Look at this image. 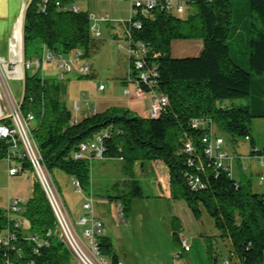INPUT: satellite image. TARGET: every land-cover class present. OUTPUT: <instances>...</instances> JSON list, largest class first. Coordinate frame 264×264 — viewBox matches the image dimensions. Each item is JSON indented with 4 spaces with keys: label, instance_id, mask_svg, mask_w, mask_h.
Masks as SVG:
<instances>
[{
    "label": "trees",
    "instance_id": "obj_1",
    "mask_svg": "<svg viewBox=\"0 0 264 264\" xmlns=\"http://www.w3.org/2000/svg\"><path fill=\"white\" fill-rule=\"evenodd\" d=\"M56 1L52 0L45 12L41 10V0L28 3L24 18L27 60L40 56L44 48L56 53L81 48L85 58L98 49L86 10L80 14L65 12ZM187 2L195 5L197 12L186 18L155 8L141 10L134 17L141 27L131 26L129 21L124 25L133 50L141 49L139 42L144 44L145 50H140L144 69H156L157 88L169 98L159 116L133 115L130 109L114 106L75 122L61 86L56 81L49 82L40 69L26 72L21 108L23 113L32 112L35 116L33 133L50 172L60 169L88 189L91 161L77 159L75 153L81 142L107 131L106 158L122 157L130 166L162 160L169 169L172 198L184 200L196 218L205 208L214 220L218 236L231 242V257H237L240 264H264V193L254 191L246 175L236 180L228 170L217 167L205 153L202 141L216 125L234 138L248 139L251 152L257 147L251 123L253 118H264V0H249L253 20L249 26V54L244 62L249 67L232 56L231 0ZM185 39L203 41L198 56L172 55V43ZM90 75L94 73L86 76ZM250 96V105H223L227 100ZM194 119H198L197 126L193 125ZM187 141L194 145L191 152L186 150ZM6 148L7 142L0 140V158ZM21 168L32 170L27 160H23ZM190 176H198L205 187L192 188ZM121 200L125 214V196ZM19 215L26 219V226L16 228L14 250L0 246V264H77L57 234L47 236L49 230L56 229V217L36 176L32 195ZM17 220L18 216L9 218L1 211L0 234ZM211 240L209 236L206 241L213 257ZM98 244L110 264H120L109 237L101 236Z\"/></svg>",
    "mask_w": 264,
    "mask_h": 264
},
{
    "label": "rangeland",
    "instance_id": "obj_2",
    "mask_svg": "<svg viewBox=\"0 0 264 264\" xmlns=\"http://www.w3.org/2000/svg\"><path fill=\"white\" fill-rule=\"evenodd\" d=\"M232 2V23L230 45L232 56L237 59L239 64L249 67L244 63L249 54V26L253 20L250 10L249 0H231ZM79 5L83 10L95 12L98 16L107 17L109 20L99 23L101 36L97 38L98 49L90 57L85 58L82 63L92 65L91 73L94 76H81L74 71L67 75L65 80H60V70L55 60L47 61L40 72L49 82L56 81L63 90V99L68 108L73 112L74 118H80L75 115L74 104L84 99L90 104H95L97 108L113 104L114 106L126 104L130 105L131 100L125 94L123 83L129 71V57L127 54L128 41L125 39L124 25L131 18L132 6L129 0H81ZM197 12L195 5L186 4V10L180 13V16L187 17ZM119 34L115 38V34ZM200 39L176 40L173 44L175 56H181L178 52L180 43L190 41H199ZM44 54V50L41 55ZM40 55V56H41ZM34 57V56H33ZM64 58H68L63 55ZM36 69V68H33ZM37 71V70H36ZM107 85V90L100 92L98 86L100 82ZM127 85V84H126ZM13 92L16 101L21 102L24 95L23 80L8 83ZM132 87V86H131ZM85 93V97L84 94ZM252 97L227 100L224 106H246L252 104ZM140 103L139 106L147 116L151 115L150 95L145 94L143 98L133 100ZM109 103V104H108ZM113 107V106H112ZM110 107V108H112ZM148 110V111H147ZM133 115L138 114L136 111ZM140 115V114H139ZM33 125L34 123L31 122ZM214 130L224 138L223 149L232 156H244L250 154L251 142L241 137H232L226 132L218 130L216 125ZM252 134L259 148H264V118L258 117L252 119ZM122 158L96 159L91 162V182L98 183L101 190L109 189V194H116L117 187H126L127 179L121 173ZM232 161V176L238 180L243 175L249 177L252 181L254 191L263 193V187L260 185L258 168L251 164V160ZM247 166L244 172L240 165ZM8 163L0 158V212H6L9 200L20 199L23 204L32 195L33 182L35 174L33 170L27 169L24 173L8 177L6 169ZM244 173V174H243ZM51 174V179L57 185L59 192L66 204L69 216L75 225L79 234L82 235L84 226L79 225V219L82 216H90V213L83 208L87 202L88 189L78 192L76 190V179L60 169H55ZM162 175V171H160ZM130 177V176H129ZM129 180L130 192L125 196V205L128 210L125 211V222L120 223L117 217L115 203L94 202L95 215L100 214L105 223V229L110 238L113 239L115 249L123 264H240L237 257H231L232 244L228 239L218 236V230L214 220L208 211L202 207V215L196 218L192 213L191 218L185 215L176 214L172 196L171 198L158 195L154 185L155 175L150 173H135ZM98 182V183H97ZM119 183V184H117ZM125 185V186H124ZM97 193V191H95ZM106 191H103L105 194ZM91 194L88 195L90 197ZM93 196V195H92ZM94 197V196H93ZM120 198V199H121ZM179 200V199H177ZM176 207H178L176 205ZM20 222L24 224L25 218L18 214ZM186 228V230L184 229ZM201 228V229H200ZM204 233L200 236L198 230ZM183 236L187 244L192 247V251L184 250L182 257H177V252H182V245L177 238ZM211 236L212 256L208 253L207 237ZM217 236V237H215ZM210 244V243H209ZM110 264V261H108Z\"/></svg>",
    "mask_w": 264,
    "mask_h": 264
},
{
    "label": "built area",
    "instance_id": "obj_3",
    "mask_svg": "<svg viewBox=\"0 0 264 264\" xmlns=\"http://www.w3.org/2000/svg\"><path fill=\"white\" fill-rule=\"evenodd\" d=\"M52 0H41V10L46 11ZM132 6L131 18L129 20L131 26L141 27V22L135 20L134 17L139 15L141 10H152L155 8L166 9L168 11L180 14L186 10L187 0H129ZM210 1V0H209ZM57 7L65 12L74 14H80L84 12L77 1L63 2L61 0L56 1ZM87 18L91 24V32L95 38L101 36L99 29V23L109 20L107 17L98 16L95 12L86 10ZM130 34L125 32V39L128 41L127 54L129 57V71L126 75V82L128 85L124 88L125 94H131L141 96L144 93H149L151 96L150 103V117H157L161 111L169 104V98L166 94L162 93L157 88L155 77L157 71L155 68L148 70L144 69V61L141 58L140 50H145V46L142 43H138L141 48L133 50ZM66 55L68 58H64ZM55 60L60 70V80H65L67 75L76 71L81 76H86L91 73L92 65L89 63H82L76 67V64H80L85 57L81 48L74 49L68 53L64 52H52L46 49L43 55L37 56L33 59L26 60L24 65L26 70H32L33 68L42 69L43 65L47 61ZM133 86V89L132 87ZM105 89V84L101 82L98 86V90ZM4 93L11 106L10 120H4L0 122V140L7 142V148L5 150L4 159L9 164V175L14 176L20 173H24L26 170H22L21 164L23 160H27L35 176L38 178L41 186L50 202L52 210L56 217V229L49 230L47 236L57 234L67 247L72 251L77 264H108V259L103 255L99 249L98 240L101 236L105 235V227L102 220L98 219L94 212L95 198L90 196L88 201L84 203L83 208L90 213V216H82L79 220V225L84 226L82 235L78 233L75 225L73 224L66 204L57 188L55 182L51 179V172L48 170L44 163L41 151L34 136V128L36 127V119L32 112L27 114L23 113L21 103L17 102L13 97L11 91L5 86ZM85 97V93L83 94ZM75 115H79L80 118H74L75 122L82 117H87L98 112L95 104H90L88 100L81 102L76 101L74 104ZM31 122L34 124L32 125ZM198 119L193 120V125L197 126ZM107 136V131L100 132L93 137L91 141H83L79 145V149L75 153V158H89L103 159L105 157V145L104 138ZM205 144V153L214 160V164L217 167H223L232 174V161L236 160V156L230 155L223 149L225 140L215 130L214 126L209 133L202 138ZM188 152L193 151L194 145L191 141H187L185 144ZM261 151V152H258ZM122 158V157H121ZM243 160H251L252 158L257 160L260 168L259 181L263 187L264 193V149L258 146L254 149V152H250L249 155L243 156ZM123 159V158H122ZM247 170V166H242V171ZM189 184L192 188H203L205 184L201 182L198 176H190ZM76 190L82 192L83 188L78 181H76ZM23 200L14 199L10 200L6 215L9 218L18 215L22 210ZM117 211V217L120 223L125 222V214L121 204L115 203ZM21 226L20 220L13 222V227L6 228L0 234V246L10 249H15L17 240V227ZM32 240H36L35 237H31ZM47 244V242H44ZM184 250H189L190 246L187 244L185 238L181 239ZM178 256L180 254L178 253ZM226 264H230L229 260H225ZM121 264V263H120Z\"/></svg>",
    "mask_w": 264,
    "mask_h": 264
},
{
    "label": "crops",
    "instance_id": "obj_4",
    "mask_svg": "<svg viewBox=\"0 0 264 264\" xmlns=\"http://www.w3.org/2000/svg\"><path fill=\"white\" fill-rule=\"evenodd\" d=\"M29 2H30V0H0V120H5V121L10 120L11 106L8 102L6 94L4 93L5 86H7L9 88L8 83L10 81L17 82V81L23 80V82H24L26 72H27V70L25 69V65H24L25 61L27 60L26 56H25L26 52H25V45H24V18H25V11H26V8H27ZM118 35H119L118 33L115 34V38ZM124 35H125V32H124ZM174 42L172 43V55L174 57L198 56L201 53L203 46H204L202 40H199L198 42L197 41L196 42L190 41L188 43H180V46L178 47L179 48L178 52L181 54V56H175L173 54ZM43 50H44V52H46V48H44ZM35 57H37V56L32 57V59ZM36 70L37 69H32L29 71L35 72ZM43 77H45V76H43ZM123 83H125V86H126V84H127L126 77L124 78ZM132 89H133V86H132ZM9 90L11 91V93L13 95L11 88H9ZM106 90H107V85H105V89L100 91V92H104ZM145 94H149V93H144L143 95L138 96V95H136V93L132 92L131 94H128V98L131 100L129 106H126V104L125 105L122 104V105H117L116 107H124V108L130 109L131 112L136 111L138 113V115L139 114L142 115L141 113H145V112H144V110H142V108H140V106H139L140 103H136L133 100L141 99V98H143V96ZM150 103H151V96H150ZM112 106L114 107L113 104H109L108 106L107 105L103 106V104H101L100 107L97 108V110L98 111H104V110H107L108 108H110ZM148 107H150V104L148 105ZM146 114H147V116H149L148 113H146ZM143 116H146V115L143 114ZM262 149H264V148H262ZM244 156H247V155H244ZM236 157H237L236 160L240 161L243 156L242 157L236 156ZM103 159H111V158H103ZM92 160H96V158L92 159ZM121 161H122L121 173H123L124 174L123 177H125V179H127V182L125 183L126 187H123V186L117 187L116 186L117 193L111 195L108 192L109 189L101 190L102 188L100 189V187H99L100 183L97 182L98 185L96 186L95 182L93 181V183L91 182V184H90V188H91L90 192L87 193V197H86L87 200L89 199L88 195L91 194V196L93 195L95 198V201L97 200L98 203H100V201L101 202H103V201L109 202L110 201L113 203L121 204L122 200L119 197H121V195H126L130 192V190L127 189V188H129L128 187L129 186V180L128 179H131L133 177V175H135V173H139V172H142V173H147V172L150 173L151 172L152 174H154L156 180L152 184L154 185V188H155L156 192L158 193V195H163V196H167V197L171 198L169 169L162 160L136 162L132 166L126 164L124 162V159ZM251 164H254L255 167H257L259 169L258 170V173H259L260 168H259L257 160L255 158L251 159ZM242 166H243V164L240 165L241 170H242ZM160 171H162V173H163L162 175L160 174ZM6 173L8 174V177H12L9 175V164H8L7 169H6ZM117 184H119V183H117ZM83 190H85V189H83ZM95 191H97V193ZM103 191H106L105 194L103 193ZM174 201L175 202H173V204H174V208L176 210V214L179 216L185 215L186 217L191 218V216H192L191 212L192 211H191L190 207L188 206V204L184 200H174ZM9 202H10V200H9ZM9 202H8V204H9ZM176 205L178 207H176ZM7 208H8V206L5 208V210H7ZM3 214H6V212H3ZM17 216L18 215H14V217H17ZM96 217L98 219L102 220V222L104 223L102 215L97 214ZM24 220L26 221V219H24ZM22 224H24V223L21 221V225ZM104 226H105V223H104ZM184 229L186 230V228H184ZM200 229L198 230V233L201 236L204 232ZM175 235H177V238L180 241V243H181V239L185 238L183 236L180 238L179 233L178 234L176 233ZM105 236L109 237V235L106 232V229H105ZM110 240L112 242L113 249L117 253L113 239L110 238ZM181 245H182V243H181ZM182 249H183L182 252L181 251L179 252L180 256H178V252H177V254H176L177 257L183 256V252H184L183 246H182ZM185 251H187V252L192 251V247H190L189 250H185ZM120 263L123 264L121 262V260H120Z\"/></svg>",
    "mask_w": 264,
    "mask_h": 264
}]
</instances>
